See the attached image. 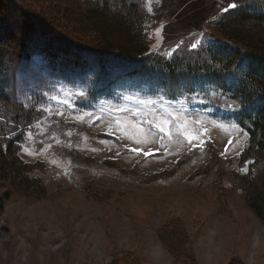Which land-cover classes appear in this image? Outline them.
Returning a JSON list of instances; mask_svg holds the SVG:
<instances>
[{"label":"rangeland","instance_id":"obj_1","mask_svg":"<svg viewBox=\"0 0 264 264\" xmlns=\"http://www.w3.org/2000/svg\"><path fill=\"white\" fill-rule=\"evenodd\" d=\"M23 1L35 10L52 4ZM186 2L197 5L200 0H167L163 7L160 0L147 2L149 12L157 8L162 15L150 40L152 52L163 50L165 31L175 42L200 28L197 42L218 38L212 25L223 14L220 9L210 11V21L204 14L188 18ZM182 45L184 40L170 52L182 54ZM91 79L86 75L74 86L51 77L46 56H33L18 75L20 100L48 114L28 132L20 152L45 194L13 193L6 203L0 264H111L126 252L141 264H173L164 247L169 240L158 233L170 225L186 231V251L197 264H264V224L249 209L237 179L249 136L201 111L207 102L200 97L168 107L136 95L135 86L121 90L122 104L99 101L97 110L86 111L80 106ZM149 83L140 87L149 88ZM212 96L210 106L230 112L225 100ZM163 120L171 123L160 133L153 125ZM189 135L199 139L189 143ZM200 140L206 143L196 147ZM149 151L154 154L143 155ZM9 190L0 181V197Z\"/></svg>","mask_w":264,"mask_h":264},{"label":"trees","instance_id":"obj_2","mask_svg":"<svg viewBox=\"0 0 264 264\" xmlns=\"http://www.w3.org/2000/svg\"><path fill=\"white\" fill-rule=\"evenodd\" d=\"M148 1L47 0L52 3L49 8L35 10L23 0H0V181L10 186L0 197V218L13 193L45 194L43 182L33 177V166L20 152L28 132L48 114L20 100L18 75L33 56H46L50 76L67 84L76 86L86 75L92 76L80 106L86 111L97 110L99 101L122 104L121 90L135 86L136 95L168 107L186 106L200 97L207 102L201 111L240 127L249 142L240 161L247 171L237 175L238 184L249 209L264 224V0H233L230 3L238 7L228 11L230 3L225 0L186 2L188 18L204 14L210 21L214 16L210 11L220 9L223 14L212 25L219 39L212 35L197 42L200 28L188 30L175 42L165 31L164 47L158 52L151 51L150 40L162 15L157 8L149 12ZM160 1L163 7L167 0ZM59 13L62 17L57 19ZM67 13L69 18L63 15ZM182 40V54L170 52ZM146 82L149 88L140 87ZM210 95L225 100L230 112L222 114L210 106ZM158 233L169 240L164 247L173 264H197L186 251L190 244L186 231L170 225ZM111 264L141 261L126 252Z\"/></svg>","mask_w":264,"mask_h":264},{"label":"snow or ice","instance_id":"obj_3","mask_svg":"<svg viewBox=\"0 0 264 264\" xmlns=\"http://www.w3.org/2000/svg\"><path fill=\"white\" fill-rule=\"evenodd\" d=\"M237 7H238V4H237V3H230V4L228 5V7L225 8V11H228L229 8H231V9H236ZM170 123H171V122H170L169 120H163V121H161L159 124H154L153 126H154V127L160 132V133H165V132H166V129H165V127H164L163 125H167V124H170ZM149 124H152V121H149ZM141 130H142V129H141ZM204 131L207 132V129H205ZM167 134H168L169 136H171V133H170V132H167ZM161 138H162V137H161ZM186 138L188 139V142H189V143H191L192 140H194V139H199V137H197V136H191V135L187 136ZM141 142H142V141H141L140 139H137V140H136V143H138V144L141 143ZM205 143H206V142H205L204 140H200V143L197 144V145H195V146H196V147H202ZM231 143H232V140L229 139L228 142H227V144L225 145V152L228 151V145H231ZM131 151L134 152V153L140 154L143 150H142V149H138V148H132ZM29 154H31V153H29ZM153 154H154V153H152L151 151H149V152H143V155H145V156L153 155ZM222 154H223V153H222ZM242 171H247V169H242Z\"/></svg>","mask_w":264,"mask_h":264}]
</instances>
